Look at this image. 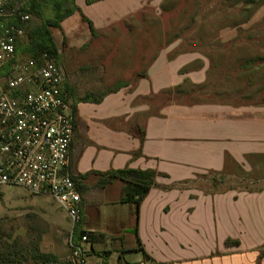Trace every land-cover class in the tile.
Here are the masks:
<instances>
[{"label": "crops", "instance_id": "obj_1", "mask_svg": "<svg viewBox=\"0 0 264 264\" xmlns=\"http://www.w3.org/2000/svg\"><path fill=\"white\" fill-rule=\"evenodd\" d=\"M76 6L79 11L61 23V38L54 35L75 116L69 170L74 177L123 169L157 173L140 208L138 232L135 219L131 228L138 245L130 246L126 256L139 259L119 257L117 264H258L264 189L206 194L191 183L199 174L223 172L227 159L246 168L251 159L264 157V103L171 98L188 82L208 84L210 60L198 53L173 55L176 45L164 44L155 25L137 17L145 7L132 11L114 0L93 5L76 0ZM120 26L128 31L115 33ZM113 40L120 41L119 48H110ZM119 59L124 65H116ZM195 63L201 65L190 69ZM83 183L93 187L96 181ZM123 185L107 186L102 205L129 206L120 203ZM99 201L92 191L83 198L84 229L97 233L91 243L95 255L102 253L95 247L107 237L90 226L87 213ZM174 228L187 246L200 250L185 259L159 257L152 238L161 245L164 233ZM121 233L124 241L127 232ZM228 241L239 244L228 247ZM140 245L145 253L137 250ZM106 255L108 264L111 256Z\"/></svg>", "mask_w": 264, "mask_h": 264}, {"label": "rangeland", "instance_id": "obj_2", "mask_svg": "<svg viewBox=\"0 0 264 264\" xmlns=\"http://www.w3.org/2000/svg\"><path fill=\"white\" fill-rule=\"evenodd\" d=\"M24 2L30 19L23 27L20 51L28 57L32 51L50 47L51 41L55 43L54 35L60 39L61 33L58 31L60 26H49L48 21L52 19L50 9L43 10L37 17L30 14V1ZM116 3L129 6L132 11L145 7L137 17L152 22L162 35L164 44L176 45L173 55L198 53L210 60L208 84L198 86L188 82L172 92L171 98L192 103L208 100L233 105L264 103V0H114ZM40 27L43 28L38 30ZM127 31L125 26L114 30L117 34ZM109 43L110 48L120 47L119 40ZM123 63L119 59L116 65ZM200 65L195 63L190 69ZM130 69L129 63L128 71ZM114 81L117 80L112 79ZM250 164L244 168L232 162L224 172L199 174L191 187L206 194L232 189L256 193L264 189V157L251 159ZM90 179L98 180L95 176ZM115 197L113 192L111 198ZM93 199L96 200V197ZM87 217L90 226L102 230L107 237L105 244L95 247L102 253L95 255L88 246L87 260L90 264H106L107 252L111 256L108 264H117L119 257L122 260L139 259V256H126L130 246L138 245L131 230L134 217L129 206L92 207ZM71 228L67 213L51 197L32 195L16 187L1 189L0 264H34L40 254L65 258L70 253L68 241ZM124 231L127 233L123 241L119 235ZM164 234L165 237L160 234L164 238L162 246L160 239L152 238L151 246L159 257L185 259L200 250L187 246L182 240L183 233L175 228ZM259 252L264 255V247ZM254 254L248 253V256Z\"/></svg>", "mask_w": 264, "mask_h": 264}, {"label": "built area", "instance_id": "obj_3", "mask_svg": "<svg viewBox=\"0 0 264 264\" xmlns=\"http://www.w3.org/2000/svg\"><path fill=\"white\" fill-rule=\"evenodd\" d=\"M25 0H0V192L16 187L49 196L72 226L70 253L34 264H90L94 231L82 225V196L69 170L75 116L64 86V71L48 53L21 57L18 45L30 15ZM94 253V252H93Z\"/></svg>", "mask_w": 264, "mask_h": 264}, {"label": "trees", "instance_id": "obj_4", "mask_svg": "<svg viewBox=\"0 0 264 264\" xmlns=\"http://www.w3.org/2000/svg\"><path fill=\"white\" fill-rule=\"evenodd\" d=\"M31 4V11L30 14H35L37 17H40L42 14V11L45 9H50L52 13V19L48 22H50L49 26H61V23L66 20L67 18L73 16L75 13L79 11L78 7L76 6V0H29ZM88 5H93L95 3L104 1V0H86ZM43 28V27H42ZM41 27L38 28V30L42 29ZM46 38H48V35L45 34ZM50 47L45 49H39L36 51H32L29 58L37 59L38 61L41 60L43 53H48L52 58L59 61L58 56V49L54 42L51 41L49 43ZM21 48V41L18 45V55L21 57H24L20 51ZM87 100V99H86ZM234 161L227 159V163L225 166L224 171L227 169L228 165ZM223 171V172H224ZM91 176H95L98 178L96 183L93 185V187H87L84 185V181ZM157 178V173L154 171H141V170H133V169H123V170H117V171H110L107 173H98V172H91L83 176H75L74 181L77 184L79 191L82 196V201L84 196L92 191L93 193H96L100 197L99 204H104L102 200V195L104 193V190L107 188V186L113 184L116 181L123 182L122 192H121V199L120 203L127 204L130 206L132 210V215L135 219V233L138 232V223H139V216H140V208L145 200V198L148 196L150 191L155 186V181ZM233 190V189H232ZM263 190V189H262ZM262 190H259L257 192H260ZM230 191V190H229ZM246 191V190H243ZM249 192V191H246ZM96 197V196H95ZM83 206V202H82ZM83 227H84V220L82 225L77 227L75 229V239L79 240L83 235ZM97 236V233L93 234L92 239ZM238 242H232L228 241L227 246L232 247L238 245ZM143 253L144 250L142 246L137 249ZM53 259L50 255L40 254L38 259L39 261H45ZM264 259V255L261 254L259 256V262Z\"/></svg>", "mask_w": 264, "mask_h": 264}]
</instances>
